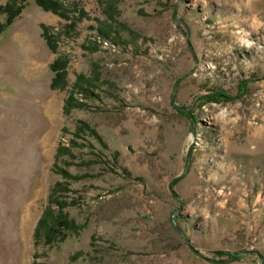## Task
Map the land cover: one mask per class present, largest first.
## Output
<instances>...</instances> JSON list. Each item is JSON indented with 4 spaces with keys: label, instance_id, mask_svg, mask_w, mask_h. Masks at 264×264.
Returning <instances> with one entry per match:
<instances>
[{
    "label": "rangeland",
    "instance_id": "obj_1",
    "mask_svg": "<svg viewBox=\"0 0 264 264\" xmlns=\"http://www.w3.org/2000/svg\"><path fill=\"white\" fill-rule=\"evenodd\" d=\"M16 1L0 0V23L22 8L0 31V264H264V0ZM80 74L93 95L68 110ZM57 182L73 224L47 244Z\"/></svg>",
    "mask_w": 264,
    "mask_h": 264
},
{
    "label": "trees",
    "instance_id": "obj_2",
    "mask_svg": "<svg viewBox=\"0 0 264 264\" xmlns=\"http://www.w3.org/2000/svg\"><path fill=\"white\" fill-rule=\"evenodd\" d=\"M20 2H25L26 0H17ZM16 1V2H17ZM36 3L41 6L45 10H51L55 13L61 14L60 10V4L57 2H54L53 0H35ZM13 5H6L1 9L2 13L5 12V14H8V19L6 22L0 23V31H2L6 26L10 25L13 20L19 15V12L21 9L13 8ZM62 15V14H61ZM45 36L47 37L48 44L52 47V44L49 41V37L47 34V30L44 31ZM51 70L54 72L55 76L52 80L51 86L54 88L56 87V84L58 83V80L61 77V73H64L65 69L60 64L59 58L55 60L51 64ZM91 79L87 78L84 74H80L77 77V80L73 86V92L69 96L66 102V108L69 107H79V105L76 104V99L74 98V94L76 92H79L81 94H85V97H89L93 95V92L90 91L89 86ZM86 91V92H85ZM220 95V94H219ZM82 129H89L92 133H94V130L90 128L89 124L86 122H81ZM67 173V172H62ZM64 189L62 183L57 182L54 188H52L49 200H48V207L46 211L43 213L42 217L40 218L35 236L37 238L43 239L45 243L51 244L56 239H64L66 237V231L72 226L73 221L68 217V215L64 212V208L67 205V202L63 199V197L60 195V192ZM57 209V212L55 211Z\"/></svg>",
    "mask_w": 264,
    "mask_h": 264
},
{
    "label": "bare ground",
    "instance_id": "obj_3",
    "mask_svg": "<svg viewBox=\"0 0 264 264\" xmlns=\"http://www.w3.org/2000/svg\"><path fill=\"white\" fill-rule=\"evenodd\" d=\"M30 65V64H29ZM54 130V129H53ZM53 130L52 131H50L51 133L50 134H48V135H46L45 136V138H44V140H43V145H44V147L46 148V147H48V144H49V140H51L50 138L52 137V135H53Z\"/></svg>",
    "mask_w": 264,
    "mask_h": 264
},
{
    "label": "water",
    "instance_id": "obj_4",
    "mask_svg": "<svg viewBox=\"0 0 264 264\" xmlns=\"http://www.w3.org/2000/svg\"><path fill=\"white\" fill-rule=\"evenodd\" d=\"M180 109H182V110H184V108L183 107H179ZM190 152H191V150H190ZM190 152H189V155H190ZM188 155V156H189ZM177 182V179H175L174 181H173V183L171 184V189H172V191H173V193L175 194V195H177L176 193H175V191L173 190V185L175 184ZM238 257V255L237 256H235L234 258H237ZM221 262H226V261H228V260H220Z\"/></svg>",
    "mask_w": 264,
    "mask_h": 264
}]
</instances>
